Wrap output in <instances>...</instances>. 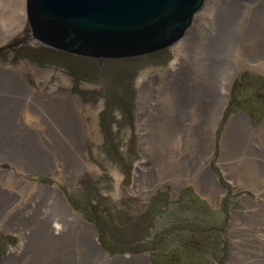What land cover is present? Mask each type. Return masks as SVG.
I'll list each match as a JSON object with an SVG mask.
<instances>
[{
  "label": "rangeland",
  "instance_id": "obj_1",
  "mask_svg": "<svg viewBox=\"0 0 264 264\" xmlns=\"http://www.w3.org/2000/svg\"><path fill=\"white\" fill-rule=\"evenodd\" d=\"M257 1L236 0L223 4L219 0H207L195 17L196 20L207 7L208 17L203 20L205 31L196 42L202 53L232 66L245 60L258 67L255 70L239 67L228 86L226 108L215 129L208 164L223 189L215 203L209 202L191 182L181 181L173 190L171 182L158 179L151 172L142 173L137 179L135 175L136 164L142 160L136 125L138 76L166 67L176 44L141 57L74 56L33 39L25 12L22 31L0 38V63L3 66L22 63L51 70L52 81L66 79L74 95L97 106V140L90 141L86 147L87 168L74 182L63 185L51 175H30L26 191L45 185L57 187L70 207L94 226L100 244L110 256L143 254L149 264H252V260L264 264V231L259 230L262 225H256L250 216L264 207V199L257 198L240 183L233 184L224 178L219 166L225 157L236 172L241 163L258 177L264 172V164L258 166L247 158L255 154L264 157V133L254 132L264 126V54L261 52L264 50V10L262 5L246 8ZM13 7L8 0H0V14ZM252 26L254 35H249L247 32ZM219 35L227 41L221 42ZM68 60L73 68L67 73L69 68L66 69L64 61ZM81 66L89 68L85 75ZM95 73L102 74L104 79L97 78ZM112 73H123L121 80L127 85L113 80ZM232 118L237 120L233 123ZM236 125L239 130L232 133ZM174 136L170 131H162L159 138H152L149 144L144 142L154 158L152 171H161L172 156ZM114 167L125 175L122 199L118 202L101 195L102 187L112 186L107 173ZM98 171L104 175L99 176ZM2 179H11L13 187L20 184V180L8 174ZM141 186L143 190L139 191ZM18 245L16 234L1 226L0 264ZM73 248V258L67 255L58 264H86L82 246Z\"/></svg>",
  "mask_w": 264,
  "mask_h": 264
},
{
  "label": "bare ground",
  "instance_id": "obj_2",
  "mask_svg": "<svg viewBox=\"0 0 264 264\" xmlns=\"http://www.w3.org/2000/svg\"><path fill=\"white\" fill-rule=\"evenodd\" d=\"M232 1L236 0H219L223 4ZM8 4L14 7L0 14V38L21 32L26 20L23 0H8ZM259 5L264 10V0L246 8ZM207 12L205 7L184 38L173 43V57L166 67L138 76L136 125L142 160L136 164L135 175L137 179L151 172L171 182L173 190L181 181L191 182L209 202L215 203L223 189L208 164L215 129L226 108L228 86L239 67H258L245 60L232 66L202 53L196 42L205 31ZM254 29L252 26L247 33L252 35ZM219 40L227 41L222 35ZM261 52L264 54L263 49ZM64 65L69 68L67 73L73 68L69 60ZM81 68L83 75L89 70L87 66ZM95 74L102 78V74ZM112 74L113 80L127 85L121 80L123 73ZM231 120L234 123L237 118ZM96 124L97 106L74 95L66 79L52 81L51 70L0 63V227L19 239V245L2 264H58L67 255L73 258V246H82L86 264H149L143 254L110 256L100 244L94 226L70 207L57 187L45 185L26 191L29 176L36 173L53 176L59 185L74 182L88 166L86 147L97 140ZM238 130L236 125L232 133ZM162 131L175 135L172 156L161 171H152L154 158L144 142L149 144L152 138H159ZM254 132L264 133V126ZM247 158L258 166L264 164L261 154ZM219 166L224 178L264 199V172L258 177L243 163L236 172L225 157ZM4 174L20 180L19 186L13 187L11 179L3 180ZM138 190H143L142 186ZM250 216L264 231V207ZM252 264L257 263L252 260Z\"/></svg>",
  "mask_w": 264,
  "mask_h": 264
},
{
  "label": "water",
  "instance_id": "obj_3",
  "mask_svg": "<svg viewBox=\"0 0 264 264\" xmlns=\"http://www.w3.org/2000/svg\"><path fill=\"white\" fill-rule=\"evenodd\" d=\"M207 0H26L31 37L92 59L162 51L192 28Z\"/></svg>",
  "mask_w": 264,
  "mask_h": 264
},
{
  "label": "clouds",
  "instance_id": "obj_4",
  "mask_svg": "<svg viewBox=\"0 0 264 264\" xmlns=\"http://www.w3.org/2000/svg\"><path fill=\"white\" fill-rule=\"evenodd\" d=\"M107 174L111 177L113 183L110 189H104L102 187L101 195L111 199L113 202H118L120 199H122L123 193L121 190V185L123 184L125 175L117 167H114ZM98 175L103 176L104 172L98 171Z\"/></svg>",
  "mask_w": 264,
  "mask_h": 264
}]
</instances>
